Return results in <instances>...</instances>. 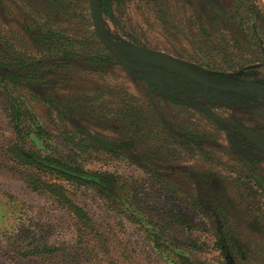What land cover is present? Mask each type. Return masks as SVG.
Returning a JSON list of instances; mask_svg holds the SVG:
<instances>
[{
	"label": "rangeland",
	"instance_id": "374dc122",
	"mask_svg": "<svg viewBox=\"0 0 264 264\" xmlns=\"http://www.w3.org/2000/svg\"><path fill=\"white\" fill-rule=\"evenodd\" d=\"M102 20L122 52L132 46L156 50L214 75L221 85L264 81V0H109ZM35 25L62 31V49L69 52L53 54L43 65L36 64L43 54L33 52L31 64L23 66L0 40V76L28 81L12 85L0 78V264H72L24 253L34 246L75 247L66 211L50 195L31 190L5 156L14 139L11 105L19 97L30 101L50 133L52 151H68L59 117L71 131L98 141L100 150L85 158L86 167L125 178L152 223L137 224L93 190L68 185L107 240L106 252L92 242L93 255L76 264H180L178 253L197 264H224L214 247L213 222L202 213L212 209V195L252 257L243 264H259L256 259H264V153L240 140L239 129L264 133V99L197 86L165 69L129 71L110 61L96 35L89 0H0L2 37L14 43L26 36L25 26ZM44 95L52 106L41 100ZM49 107L55 122L45 118ZM155 175L175 184L176 194ZM171 213L188 227L172 221ZM147 227L162 233L160 248L152 245Z\"/></svg>",
	"mask_w": 264,
	"mask_h": 264
},
{
	"label": "trees",
	"instance_id": "16d2710c",
	"mask_svg": "<svg viewBox=\"0 0 264 264\" xmlns=\"http://www.w3.org/2000/svg\"><path fill=\"white\" fill-rule=\"evenodd\" d=\"M108 4L109 0H99L103 13H108ZM24 28L26 29V36L20 39L15 37L16 43H12L9 39L2 37V32L0 31V40H3L6 45L13 48L11 51L15 53L14 60L21 63V65L26 66L31 64L29 60L34 59H32L31 55L33 52L43 54L42 58L37 59V65L50 63L53 54H56V58H58V55H68L69 51L62 49L65 46L63 41L65 36L62 31L45 30L43 26L38 25H35V29L29 28V26H25ZM67 40L72 42L71 39ZM68 44L70 43L68 42ZM107 58L110 61H117V58L110 53H107ZM129 63L131 67H126L129 71L133 69L150 71L154 68L152 65L144 63L139 59H129ZM175 74L186 78L181 73ZM0 78L12 85L25 84L26 82L21 77L11 74L1 75ZM228 88L242 93L260 91L261 94H264V88H248L246 86H240L238 89L234 86ZM41 100L48 106H52L53 104V101L46 95L42 96ZM28 104H30V101L27 98L24 100V97L15 98L12 102L10 117L14 124V139L6 147L5 156L14 165L15 170L20 171L21 176L31 190L50 195L56 204L66 211L73 225L75 247L69 248L56 245L38 247L34 246L35 243H33L32 246L34 247L24 253L26 257H57L76 264L80 259L93 255L94 248L92 247V242L96 244V248H99L103 253L106 252L107 240H105L101 233L100 227L96 224V221L88 210L75 202L70 196L67 189L68 185L79 189L93 190L113 209L115 208L128 215L137 224H143L144 226L152 225L150 221L146 220L145 211L138 208L140 202L134 196L125 178L110 171L93 170L86 167L85 158L92 157L93 153L100 150L97 145L98 141L88 140L81 131H71L67 127L65 120L59 117V121L63 124L61 130L63 132L65 147L68 148V151L64 155L52 151L48 147V140L51 139L50 133L43 126L41 119L31 111ZM48 110L51 114L46 113L45 118L50 122H55L51 108L49 107ZM240 140L247 142L246 138L241 134ZM100 144L103 147H108L104 143ZM37 145L39 148L36 147ZM155 177L172 195L176 194L177 188L175 184L157 175ZM211 200L213 204L212 209L210 211L207 210V212L202 210V213L206 214L213 222L215 232L214 247L219 252L224 264L252 262L249 251L242 249L240 240L237 239L233 228L225 221V213L221 203H219L215 195H212ZM123 205H126L127 209H123ZM195 205L198 207L196 208L197 210L201 209L198 200L195 201ZM169 216L177 224L188 227L185 221L173 216V213ZM146 232L156 249L164 244L162 233L155 229L149 230L148 227ZM178 254L177 260L180 264H197L187 254ZM256 261L259 264H264V259L262 261L256 259Z\"/></svg>",
	"mask_w": 264,
	"mask_h": 264
},
{
	"label": "water",
	"instance_id": "95a60500",
	"mask_svg": "<svg viewBox=\"0 0 264 264\" xmlns=\"http://www.w3.org/2000/svg\"><path fill=\"white\" fill-rule=\"evenodd\" d=\"M90 9L98 38L111 51V53L122 62L123 66H131V64L129 63V59H139L149 65L165 67L174 72L182 73L195 82L202 83L213 88H222L221 85L216 83L215 77L213 75L204 73L194 68L190 64L173 56L138 46L124 48V50L130 53L131 56L121 54L119 49L116 47V45L113 44V42L109 39L106 34L101 15V8L98 0H90ZM249 83L255 86H264L258 82ZM241 132L252 144H254L256 147H258L264 152L263 134L245 128H242Z\"/></svg>",
	"mask_w": 264,
	"mask_h": 264
},
{
	"label": "flooded vegetation",
	"instance_id": "af4514ba",
	"mask_svg": "<svg viewBox=\"0 0 264 264\" xmlns=\"http://www.w3.org/2000/svg\"><path fill=\"white\" fill-rule=\"evenodd\" d=\"M98 2H99V0H98ZM89 4H90V0H89ZM109 5V4H108ZM101 8V7H100ZM91 10V9H90ZM102 11H101V15H102ZM92 15V14H91ZM93 20V19H92ZM94 23V22H93ZM104 24V23H103ZM94 28H95V26H94ZM105 28V27H104ZM95 31H96V29H95ZM96 35H97V33H96ZM98 37V36H97ZM99 39V38H98ZM100 40V39H99ZM102 43V42H101ZM103 44V43H102ZM114 44V43H113ZM104 45V44H103ZM115 45V44H114ZM105 46V45H104ZM106 47V46H105ZM138 47H140V46H138ZM107 48V47H106ZM118 48V47H117ZM143 48V47H142ZM108 49V48H107ZM119 49V48H118ZM109 50V49H108ZM110 51V50H109ZM120 51V53L121 54H125L126 56H131V54L130 53H128V52H126L125 50H124V52H122L121 50H119ZM156 51V50H155ZM110 53H111V51H110ZM111 55H113L112 53H111ZM168 55V54H167ZM114 56V55H113ZM115 57V56H114ZM176 58V57H175ZM179 59V58H178ZM181 60V59H180ZM117 61L118 62H120L121 64H122V62L117 58ZM183 61V60H182ZM185 62V61H184ZM187 63V62H186ZM189 64V63H188ZM123 65V64H122ZM153 67H154V70L155 69H165L166 71H168V72H170V73H172V74H174L175 76H177V77H180V76H178V75H176L175 73H178V72H174V71H172V70H170V69H168V68H165V67H158V66H154V65H152ZM192 66V65H191ZM125 67V66H124ZM131 67V66H130ZM194 67V66H193ZM126 68V67H125ZM195 68V67H194ZM197 69V68H196ZM199 70V69H198ZM201 71V70H200ZM202 72H204V71H202ZM204 73H206V72H204ZM182 74V73H181ZM208 74V73H207ZM184 75V74H183ZM210 75H212V74H210ZM186 78H184V77H180V78H182V79H186L188 82H190V83H192V84H195V85H197V86H203V87H208V88H211V89H215V90H225V91H232V92H235V93H238V94H241V95H252V96H256V97H260V98H263L264 99V94H261V92L260 91H255L254 93H242V92H239V91H235V90H231V89H229L228 87H230V86H234V87H236V89H238V88H240V86H246V87H248V88H264V86H255V85H252V84H250L249 82H258V83H260L261 85H264V81H261V80H249V81H244V82H235L233 85H221V84H219L217 81H216V77H215V81H216V83L217 84H219V85H221L222 86V88H220V89H218V88H213V87H210V86H208V85H205V84H202V83H198V82H195V81H193V80H191V79H189L186 75H184ZM26 82L28 83V81L26 80ZM199 94H201V95H199ZM195 95H197V96H199V97H203V96H205L206 97V95H204V94H202L201 92H197V93H195ZM241 129L242 128H240L239 129V132H240V134L241 135H243V133L241 132ZM245 129H247V128H245ZM249 130H252V131H255V132H257V133H260V134H263L264 135V133H262V132H258V131H256V130H253V129H249ZM244 136V135H243ZM245 137V136H244ZM246 138V137H245ZM246 140H247V144L248 145H250L251 147H253L254 149H257V150H259V151H261L262 153H264L262 150H260L258 147H256L254 144H252L247 138H246Z\"/></svg>",
	"mask_w": 264,
	"mask_h": 264
}]
</instances>
